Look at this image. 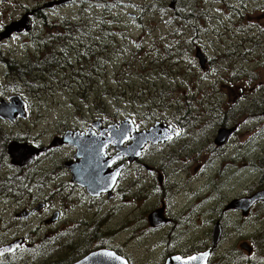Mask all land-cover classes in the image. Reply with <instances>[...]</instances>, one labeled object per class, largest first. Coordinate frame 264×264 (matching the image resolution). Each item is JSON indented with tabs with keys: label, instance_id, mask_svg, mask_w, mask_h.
Masks as SVG:
<instances>
[{
	"label": "rangeland",
	"instance_id": "obj_1",
	"mask_svg": "<svg viewBox=\"0 0 264 264\" xmlns=\"http://www.w3.org/2000/svg\"><path fill=\"white\" fill-rule=\"evenodd\" d=\"M4 1L7 0H0V35H3V25L18 23L11 33L21 31L22 37L18 43L12 41L5 44L9 39H6L8 35L2 36L0 40L2 51H7L16 43L19 52L16 60L0 62V99L7 102L0 103V115L5 119L11 117L10 112L4 108L5 105L11 104L7 99L9 96L19 95L28 104L27 118L24 121L17 120L12 125L0 124L4 137L14 138L21 144L29 142L36 146H54L57 140L62 143V138L58 136L67 129H84L97 117L112 127L113 123L126 118V114L138 112L137 115L129 117L137 126L143 125L147 129L163 126L165 130H155L156 138L152 137V140L156 144L148 146L138 163L120 168L126 164L125 159L112 168L120 169L111 191L113 197L109 201L103 197L95 202L99 219L104 224L101 232L107 243L100 245L125 255L129 264H163L170 256L163 252V244L173 224H169L166 219L173 218V211L177 213L185 203L179 201L180 197L177 198L176 193L172 191L170 176L174 171V178L182 176L186 181H196L193 187L200 189L195 195V205H201V208L196 207L198 213L195 227L189 232V240H185L183 245L195 241V245L200 248L210 245L216 220L212 209L215 207L221 211L226 208L225 199L214 198L218 189L216 190L214 185L211 186V179L216 177V168L211 161L212 150H215L218 131L224 130H219L218 119L224 122L226 130L236 129L227 136L222 131L223 135L219 138L221 144L217 146L218 156L230 153L229 158L233 159L227 166L228 181L219 189V195L222 197L226 194L229 198H237L245 187L251 189L252 182L256 181L259 174L257 168L264 166V0H178L173 8L169 6L170 0H88V4L84 3L85 0H79L64 7L43 11L47 22H41L35 17L31 29L30 24L25 22L22 7H26L28 3V6L33 8L35 6L32 4L36 1L42 4L52 0ZM104 3L116 5L111 11V17L124 31L121 38L123 46L127 41L142 36L146 42L145 47L148 48L157 35L161 44L145 60L143 55H134L131 61L122 63L118 54L111 55L117 56L118 60L110 64L105 73L102 72V67L97 70L95 79L100 80L99 87L102 88L103 84L106 86L104 99L108 108H98L105 111L103 114H99L92 102L84 103L79 98H73L72 93L80 90L78 86L70 89L69 85L63 83L52 85L43 81L38 86L43 87L45 91L28 88L22 83L17 84L18 91H13L15 82L10 66H15L34 54H44L45 48L48 47L44 46L42 38L45 27L58 31L63 30L61 24L64 21L72 24L79 23L82 19L90 23L95 17L101 16V5ZM143 5H153L154 10L148 16H141L138 7ZM81 6L84 10L80 9ZM80 14L82 18L79 17ZM255 14L260 15L255 25L244 23L248 21V17ZM138 18L145 24L144 29L137 26ZM168 21L173 24L168 25ZM249 25L250 36L245 45L247 33L244 30ZM110 44L109 41H103L97 49L102 52V48L109 45L105 53H110L113 50ZM195 52H199L204 59L203 70L199 67ZM158 62H170L173 71L168 74L148 71L150 63ZM175 63L180 65L176 66ZM181 68L188 72V79L178 75ZM120 69L123 71L120 72ZM104 77L106 78L103 80ZM114 77L120 81L131 80L138 95H141L143 90L150 89V93L146 92V97L150 100L138 99L133 105L127 103L122 91H128V87L123 82L115 83ZM91 100L94 98L91 97ZM256 117L255 122H250ZM247 128L250 133H255L253 141L248 140L251 137L249 134L243 135ZM172 129L176 131L172 132L171 139L166 140L171 136L169 132ZM70 138L69 142L76 141L73 134ZM259 138L261 141L257 142ZM51 141L53 143H50ZM118 147L122 148L124 144ZM60 154L62 150L51 151L46 157L21 171L11 167L8 159L0 154V174L4 179L22 177L43 181L41 186H33L31 189L29 186L23 187L27 192L20 200L15 199L17 193L11 197L1 194L0 197V246L23 238L25 244L15 257L21 263L34 261L38 264L47 257L63 256L68 252L63 250L56 253L59 250L51 244V226L43 223L54 212H61V219L68 227L76 225L75 217L86 215L80 201L72 205V201L67 198H53L58 183H69L67 174L64 173L61 178L51 181L44 179L53 171V160L62 158L63 155ZM134 155L133 153L130 157L133 158ZM249 163L248 169L244 164ZM233 174L236 175L231 177ZM183 186H180V190ZM91 193L94 198L101 194L107 195L106 192L100 191ZM77 195L83 196L79 193ZM174 195L176 197L172 208L170 201ZM83 197L86 204H89L86 196ZM39 203L45 204V207L30 219L14 218V214L19 210L29 211ZM158 210L162 211L161 218L159 217L154 228L150 229L147 220L151 219L149 217L153 213L159 215ZM209 211L211 213L207 214ZM93 212L94 209H90V213ZM224 218H227L226 215ZM251 218L248 222L245 221V226L235 222L226 225L219 251H226L240 241H248L250 232L247 233L246 229H259L264 223V215H259L253 220ZM78 238L75 237V245L83 242H78ZM157 240H161L159 245L154 244ZM68 241L62 239L59 245ZM251 246L259 252L264 250L261 242L251 243ZM185 251L192 252L193 249ZM223 254L224 252L219 255ZM217 255L214 257L217 258ZM225 255L218 264H229Z\"/></svg>",
	"mask_w": 264,
	"mask_h": 264
},
{
	"label": "trees",
	"instance_id": "obj_2",
	"mask_svg": "<svg viewBox=\"0 0 264 264\" xmlns=\"http://www.w3.org/2000/svg\"><path fill=\"white\" fill-rule=\"evenodd\" d=\"M78 1L79 0H73L71 3ZM84 3L88 4L86 0ZM169 5H172L171 2ZM101 7V16L95 17L94 21L90 23H86L82 19L79 23H72L73 25L68 21H64L61 24L63 30H58L57 32L56 30H50L45 27L46 29L42 38L44 39V46L48 47L45 48L44 54H40L39 56L34 54L31 58H26L25 61L16 63L15 66H10L13 81L22 83L28 88L43 91H45V89L41 86H38V84L43 81L50 82L52 85H54L53 83H63L65 85H69L70 89L73 86H78V89L80 90L78 92L72 93L73 98H79L84 103L92 102L96 106V110H98L99 106H102L106 110L108 108L104 99V97H106L104 96L106 95L104 90L106 86L103 84L102 88L99 87L100 80L95 79V77L98 75V73L96 74L97 70L101 69L102 67V72L105 73L108 70V66L118 60L117 56L111 57V55L113 56L118 54L122 63L131 61L134 55H143V60H145L146 57L161 44V41H158V35L154 36L155 39L152 40L151 47L146 48L145 39L141 36L137 39L127 41L123 46L121 44V38L124 31L119 27L118 22L111 17V11L116 8V5L104 3L101 5ZM80 9L84 10L82 6ZM138 9L140 10L141 16H148V14L154 10V6L143 5L138 7ZM91 15L96 16L95 13H91ZM79 17L82 18V14H80ZM36 19L44 23L47 22V19L43 14L36 16ZM96 22L98 23L97 26L95 25ZM169 24L173 23L168 21V25ZM137 26L139 28H145V24L141 22L140 18L137 20ZM54 31L57 33V35L47 36L48 33ZM104 37L106 39H104ZM103 41H109L111 43L110 46H113V50L110 53H105V51L108 50L109 45H105L104 48H102L101 51L103 53L98 51L97 48H100L99 45ZM150 64L151 66L148 71L153 73L168 74L173 71L170 62H158ZM198 64L199 67H202L199 62ZM179 65L180 64H176V66ZM122 71L123 70L120 69V72ZM179 72L180 73H178V75L181 78L188 79V72H184V68H181ZM99 74H101V72H99ZM105 78L106 77H104L103 80ZM114 78L115 83L120 84L123 82L128 87V91L124 89L122 91L124 98L127 99V103L133 105V102H137L138 99L141 101L150 100L146 97V92L150 93V89L143 90L141 95H138L137 92H135L134 83L131 80L120 81L117 80L116 77ZM13 90L18 91V85H14ZM91 97H93L94 100H91ZM98 111L100 112L99 114H103L105 112L101 110ZM134 114L137 115L138 112L132 113V115ZM132 115L126 114L128 117H131ZM0 124L5 125L9 123L0 119ZM140 127L142 129L145 128L143 125ZM11 142H14V138H5L2 134V131L0 130V154L8 159L9 164L14 169L20 171L25 170L24 168H19V166L12 165L10 163L6 149ZM58 165L61 167V163H58ZM62 172L63 173L60 174L64 175L65 173L69 177V174L66 171L62 170ZM58 176V173H54L52 175L45 176L44 179L46 181H51L56 179ZM42 183L43 181H39L35 178L24 179L21 177L18 179H4L0 174V197L1 194H7L8 197H11V195L17 193V195H15V199L20 200L21 196L27 192V190L23 189V187L29 186L31 189L33 186H41ZM15 184H18V186ZM74 193H79L83 196H86L84 191L81 189L75 188ZM20 211L21 210L14 214L15 219L17 215L21 214L23 211H26V209L22 210L21 212ZM97 217L98 216H96L90 222L88 221L90 227L93 229L99 228L100 221H98ZM46 221V219L43 221L45 225H47ZM103 225L104 224L101 223V229L103 228ZM144 228L147 227L144 226ZM102 236L104 238L103 234ZM58 250L59 252H56L57 254L63 250H67L68 252L63 256L57 255V257L54 258L47 257L38 264H72L77 261L79 257H83L86 254V252L81 251L79 248L68 250L65 244L62 245V247ZM18 253L19 252L17 251L13 255L1 257L0 264H36L34 261L26 263L19 262L15 259Z\"/></svg>",
	"mask_w": 264,
	"mask_h": 264
},
{
	"label": "flooded vegetation",
	"instance_id": "obj_3",
	"mask_svg": "<svg viewBox=\"0 0 264 264\" xmlns=\"http://www.w3.org/2000/svg\"><path fill=\"white\" fill-rule=\"evenodd\" d=\"M9 1H11V0H7L4 2H9ZM54 1H56V0L46 1L42 4L40 3V1H36L32 4L33 6H35L33 8H30L28 6V3H27L26 7H22L23 8L22 9L23 10V16L24 17L27 16V18H29V20L31 21V24H32V22L34 21L33 19L36 16L41 15L43 11L51 10L53 8L58 7V6H55ZM72 1L73 0H59L58 2H60L61 5H67V4L69 5V4H71ZM86 2L88 3V0H86ZM216 2H221V0H216ZM253 7H256V6H253ZM259 16L260 15L255 14L252 17H248V21H245L244 23L255 25V22L258 19L257 17H259ZM10 24H12V23H8L7 25H3V27H2L3 35H0V40H1V37L5 36V35H8V37L6 39L9 38L8 41L4 42L5 44H8V42H12V41L18 43L22 37L21 31L12 32V33L8 32L7 27ZM56 32L55 31L50 32L47 34V36L48 35H53V36L57 35ZM244 32L247 33V37L245 39V40H247V38H249V36H250V25L247 29L244 30ZM16 43H15L14 47H10L7 51H2L0 49V62H9V61H14L17 59V57L19 56V52H18V48L16 46ZM247 43H248V40L245 43V45H247ZM17 84H18V82L14 83V85H16V86H17ZM13 86H12V88H13ZM256 120H257V117L254 118L253 120H251L250 122H253V121L255 122ZM218 124L220 126L219 130H221V129L226 130L227 129V128H224L225 124H224V122L221 121V119H218ZM253 124H250V125L252 126ZM90 125H87L84 129H81V130L76 129L74 131L84 132L90 127ZM107 126H109V124H105L102 121L101 126L96 128L95 133H93L94 136L97 137V136L103 135V137H109L110 132H106V133L102 134V130H104ZM162 128H164V127L162 126ZM228 129H232V133H234V131H236V129L234 130V128H228ZM245 133H247L251 136L248 140L252 139V141H253V137L255 136V133H250L249 128H247L246 130L243 131V135ZM77 136L81 137L82 135L79 133ZM78 137H75L77 141L80 140ZM256 141L259 142V141H261V139L259 138ZM128 144H130L129 140L124 144V146H127ZM217 146L219 147V145L215 144V146H214L215 150H212V156H211V161L214 163V168H216V172H215L216 177L214 176V178L211 179V186L214 185L216 190L218 189V193L217 194L214 193L216 196L214 198L216 199L218 197L219 199L222 198V199H225V201H226L224 203V206L226 207L225 210L223 208L221 211H219L218 209H215V207H213V209H212V214L215 213V215H216V220L213 224V227L217 224H219L221 227L220 239L214 248H212L211 245H207V246L205 245L202 248L197 247L195 245V244H197V241L183 245V242H185V240H189V239H187V237L190 236L189 232L195 227V220H196L197 213H198V212L196 213V207H198V209L201 208V205H198V206L195 205V200H196L195 195L200 192V189L197 187H193L194 184L196 183V181H186L185 179H183L182 176H179V178H177V179L174 178V175L176 173V171H174L172 173V175L170 176L171 177L170 185L173 187L172 191L174 193H176L177 198L180 197L179 201H185V203H183V206L178 210L177 213H175L173 211V213H174L173 218H167L166 219L169 224H172V223L173 224L170 228L169 235L166 236V240L163 244L165 247L163 252L165 254L168 253V255H171V256H168L165 259V261L168 258L172 257V255H175V253H178L183 257H189V256L200 254L202 252H205V251H208L209 249H211V254H210V259H209L208 264H218V262L221 263V259H222V256L224 254H226L225 257H226L227 261H229V264H264V250L259 252V251H256L251 246V243L258 244L260 242L264 245V223L260 226L259 229H255L254 227H252V228L249 227L246 229L247 233H248V231L250 232V234L248 236L249 237L248 241H240L236 245L232 246L230 249H228L226 251H219L220 248H218V247L221 244L222 233L225 231L226 225L228 223L230 224V223L235 222L236 224L240 223V225L242 224V226H245V221L248 222L251 217H252L251 219L253 220L259 215H264V201H259L255 204H253L251 206V208L249 210H247L246 212L243 210V207L242 208H236V205L233 206V204H231L236 200H238L237 202L241 201L243 203V201L245 199L252 197L254 194H257L261 191L264 192V166H263V164H260L263 167L257 168L259 174H258L256 181L252 182V185H251L252 188L249 189L250 191L246 187H245V189L243 187L242 189H244V190H242L241 194L237 198H233V197L229 198V197H227L226 194H224L221 197V195H219V189L223 185H225L228 181L226 179L227 166H228L229 162L233 161V159L229 158L230 153L218 156V154L216 152V150H218ZM227 146H228V144L225 147H227ZM219 149H221V148H219ZM60 150H62V154H60V155H63V156H62V158H60L58 160H55V159L53 160V171L50 173V175H52L54 173H58L59 176L57 178H61L62 174H60V173H62V170H64L69 174V183L66 185L58 183L54 189L53 198H55V199L67 198V199L72 201V205H75L76 201H80V203H82V205L85 208L86 215H79V216L75 217L76 218V225L72 226V227H68L65 225L64 221H62V219H61V212L60 211L54 212L52 214V216L55 214H57V215L55 217V220L50 224V226H51L50 234L52 236L53 245L56 246L58 249L62 247V245H59L61 240L67 239V241L68 240L69 241H68V243L66 242L65 246L68 250H73L75 248H79L81 251L86 252L85 255H87V254L91 253V251L104 248L100 245V244L104 243L102 232H101V223L102 222L99 219L98 208H97V205L95 204V202L98 201L99 199L103 198V197H106L108 200H110V198L113 197V193H111V195L110 194H107V195L101 194L99 197L94 198L93 196H90L89 194H87L85 189H83L79 185L73 183L71 181V173H70L69 169L71 168V164L76 163L75 158L78 156V151L73 146H70V147L61 146V148L50 150L47 153V155L51 151H60ZM113 150H114L113 146H108L107 148H105V151H104L105 156L113 157V155L117 153V152L115 153ZM245 154L247 155V151H245ZM47 155H45L44 157H46ZM122 160H124V159H122ZM122 160H120V161H122ZM120 161L116 160V161L112 162L113 167H115ZM58 163L59 164L61 163V167L58 165ZM244 166L249 169L250 163H249V165L244 164ZM252 166L254 167V164H252ZM223 175H224V179H223ZM235 175L236 174H233L231 177H234ZM160 181H161V176H160V178H158L159 184H160ZM181 185H184V186L180 190ZM75 188L81 189L84 191L85 195L87 196L86 197L87 200L90 201L89 204H86V201H85L83 196H78L77 194L74 193ZM176 195L172 196V198H171V201H170L171 207L173 206V200L175 199ZM203 195H206V193H203ZM90 209H94V212L90 213ZM225 215L227 218H224ZM96 216H98L97 219H98V221H100V224H99L98 229H95V228L93 229L90 227V224L88 223V221L90 222ZM151 232H152V230H151ZM163 234H161V236ZM75 237H79L78 242L83 241L82 244L75 245ZM159 243H161V240H157L154 242V244H156V245H159ZM192 243L194 245L191 246ZM185 246H186V248H185ZM189 248L193 249V251L192 252L185 251V249H189ZM86 250H88V251H86ZM222 252H224V254L219 255V254H222ZM216 255H217V258H215Z\"/></svg>",
	"mask_w": 264,
	"mask_h": 264
},
{
	"label": "water",
	"instance_id": "obj_4",
	"mask_svg": "<svg viewBox=\"0 0 264 264\" xmlns=\"http://www.w3.org/2000/svg\"><path fill=\"white\" fill-rule=\"evenodd\" d=\"M174 1L175 0H172V2ZM14 25H17V24H13L11 25L12 27L10 26L7 28L8 32H11L13 30ZM197 57L202 65L203 60H204L203 57L198 53H197ZM9 100L11 104H7L4 107L8 111V113L10 112L9 115L11 116L7 120L9 122H13L17 117L24 118L25 117L24 108H26L27 106L26 103L23 102L18 96L10 97ZM263 115H264V112H263ZM0 118L3 120L5 119L1 115H0ZM99 123L100 121L94 123V128H97ZM116 128H118V130H115ZM156 129L157 127L150 129L149 131H147V133H143V136L142 135L138 136V134L135 135V137H137L136 140H133L135 157L140 155L142 148L144 151V146L148 142H150L151 144H156V143H153V140H152V137L156 138L154 137L155 132L158 130ZM133 131H134V127L131 125L129 120L121 122L118 125L109 127L108 129L102 130V134L106 132H110L109 137H103V135L96 137L93 134L95 133V131L91 128H89L87 131L82 132V133L81 132L74 133L72 131H67L64 134V136L61 137L62 139L60 141L64 144H67L68 146L75 147L76 150L78 151V156L75 158L76 163L71 164V168L69 169L71 173V181L85 188L86 191L89 192L90 194H92L91 193L92 191L110 193L111 189L114 186L115 178L118 174L117 173L118 171L111 172L109 170L111 159H108L105 156L104 154L105 148H107L109 145H114V143H117V141L120 142L122 140L121 138L123 137H125L126 139L125 138L124 139L127 140L128 135L130 133L133 134L134 133ZM172 131H175V130H172ZM222 131H224L225 133L224 135L226 136L232 133V130H222ZM222 131L220 132L218 131V135L215 140V144L217 145L221 144L219 138H221V136L223 135L221 134ZM79 133L82 135L81 137L77 136ZM171 133L172 132H170L171 136L166 138V140L172 138ZM72 134H74L80 140L77 141L76 138H74L76 140L75 142H69L71 139L70 135ZM150 135H152V137ZM45 150L46 149L38 150L29 144L20 145L17 143H11L7 147L8 155L12 159L11 164L19 166V167H24L25 165L33 161V159L36 158L37 155L44 153ZM258 201H264V192H259L253 195L252 197L245 199L243 203L240 201V202L234 203V205H236V208L243 207V210L246 212L247 210L251 208V206L254 203ZM42 207H43V204H39L37 207H35L32 210V212L23 211L21 214L17 215V218H20V217L28 218L33 212L39 211ZM159 217L160 216L158 215L157 217L155 213H153L149 217L151 218L149 219V223L151 227H154L156 224V223L153 224V218L155 219V221H159L158 220ZM219 237H220V230L216 227V229L213 231V239L211 241L212 248H214L215 245L217 244ZM22 242H23L22 239H17L8 245L0 246V258L14 253L16 250H18L21 247ZM210 252L211 251L209 249L206 252H202L197 255H192L188 258L183 259L178 256L176 258H179L180 259L179 261L182 262L183 264H207L208 258L210 256ZM174 260L175 259H173V261ZM176 261H178V259H176ZM74 264H128V262L127 260L116 255L112 251L98 250V251L90 253L89 255L85 256L84 258H82L81 260L77 261Z\"/></svg>",
	"mask_w": 264,
	"mask_h": 264
},
{
	"label": "bare ground",
	"instance_id": "obj_5",
	"mask_svg": "<svg viewBox=\"0 0 264 264\" xmlns=\"http://www.w3.org/2000/svg\"><path fill=\"white\" fill-rule=\"evenodd\" d=\"M237 201H238V200L234 201V202L231 203V204L234 205V203H237ZM228 209H229V208H228ZM209 213H211V211H209L207 214H209ZM155 214H156V213H155ZM207 214H205V216H206ZM156 215H157V214H156ZM153 224H155V219H154V218H153ZM216 227H217L219 230H221V227H220L219 224L215 225V226L213 227V230H212V235H213V231L216 229ZM173 259H175V260L173 261ZM176 259H177L176 257H170V258L166 261L165 264H183L182 262L179 261L180 259H178V261H176Z\"/></svg>",
	"mask_w": 264,
	"mask_h": 264
},
{
	"label": "snow or ice",
	"instance_id": "obj_6",
	"mask_svg": "<svg viewBox=\"0 0 264 264\" xmlns=\"http://www.w3.org/2000/svg\"><path fill=\"white\" fill-rule=\"evenodd\" d=\"M177 259H179V258H177Z\"/></svg>",
	"mask_w": 264,
	"mask_h": 264
}]
</instances>
